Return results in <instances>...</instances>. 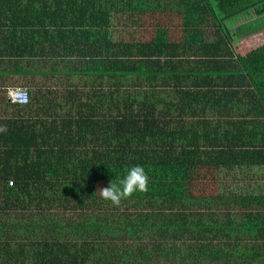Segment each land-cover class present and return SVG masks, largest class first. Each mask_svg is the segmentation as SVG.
Wrapping results in <instances>:
<instances>
[{"label": "trees", "instance_id": "1", "mask_svg": "<svg viewBox=\"0 0 264 264\" xmlns=\"http://www.w3.org/2000/svg\"><path fill=\"white\" fill-rule=\"evenodd\" d=\"M21 2L0 0V264H264L262 192H96L132 165L264 167V42L236 51L264 0H187L213 38L177 41L116 39L112 0ZM10 74L31 78L24 105Z\"/></svg>", "mask_w": 264, "mask_h": 264}, {"label": "rangeland", "instance_id": "2", "mask_svg": "<svg viewBox=\"0 0 264 264\" xmlns=\"http://www.w3.org/2000/svg\"><path fill=\"white\" fill-rule=\"evenodd\" d=\"M25 0H22V2ZM51 1V0H47ZM116 5V13L121 15V12L126 15V18L112 19V36L116 39L123 40H141L147 41L150 39L159 40H208L213 38L212 26H209L206 15L202 13H189L184 8L187 5V0H112ZM190 1V0H188ZM21 2V3H22ZM129 3V4H128ZM136 9V10H135ZM133 10L134 15L127 16ZM256 20H251L248 25L241 28L253 27L249 30L248 34L244 35L243 31L240 40L236 41V51L244 54L248 50L255 48L264 42V15L255 16ZM130 18V19H129ZM239 24V23H238ZM240 26V24L238 25ZM54 30L53 27L50 28ZM105 33V30H103ZM109 33V30H108ZM111 34V32H110ZM109 35V34H108ZM48 60V59H47ZM49 61V60H48ZM53 64L52 60L48 65ZM24 65V63H23ZM4 67H6L4 65ZM46 79L36 74L32 79L36 82L45 81L51 90L59 93L66 83V77L60 76H45ZM30 76L25 74H10L4 76L3 83L6 86H24L31 91ZM77 80L74 79L73 82ZM5 95L3 89L1 95ZM148 175V190L146 192H136L134 194L145 195L148 193H155L160 190H167L173 192L187 193L192 192L195 194H216L229 189H234L237 186L244 187L243 189L252 190L254 192L264 193V167L257 169L253 168L248 173H235L231 174L223 170L215 171L212 175L207 171L200 170L194 178H185L183 173L176 172L175 170H162L149 167L145 171ZM124 175V174H123ZM123 175H117L115 179H102L98 185V189L109 185L112 181L118 183ZM56 188L63 193L69 186L70 182H61ZM49 192V190H47ZM17 238H21L22 232H17Z\"/></svg>", "mask_w": 264, "mask_h": 264}, {"label": "clouds", "instance_id": "3", "mask_svg": "<svg viewBox=\"0 0 264 264\" xmlns=\"http://www.w3.org/2000/svg\"><path fill=\"white\" fill-rule=\"evenodd\" d=\"M148 180V175L143 166L132 165L126 168L118 183L111 181L109 185L99 188L96 192L103 200L119 206L122 200L130 198L134 193L146 192L148 190Z\"/></svg>", "mask_w": 264, "mask_h": 264}, {"label": "built area", "instance_id": "4", "mask_svg": "<svg viewBox=\"0 0 264 264\" xmlns=\"http://www.w3.org/2000/svg\"><path fill=\"white\" fill-rule=\"evenodd\" d=\"M5 94L7 100L11 104H18V105H24L29 100V94L28 90L24 86H6L5 87ZM12 179L8 181V185H12Z\"/></svg>", "mask_w": 264, "mask_h": 264}, {"label": "crops", "instance_id": "5", "mask_svg": "<svg viewBox=\"0 0 264 264\" xmlns=\"http://www.w3.org/2000/svg\"><path fill=\"white\" fill-rule=\"evenodd\" d=\"M3 85H4V83H3ZM6 86V85H5Z\"/></svg>", "mask_w": 264, "mask_h": 264}]
</instances>
